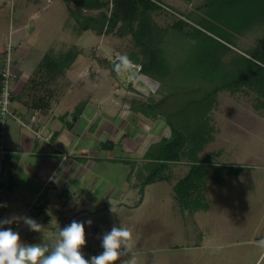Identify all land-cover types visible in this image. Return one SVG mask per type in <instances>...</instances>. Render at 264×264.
<instances>
[{
    "label": "trees",
    "instance_id": "obj_1",
    "mask_svg": "<svg viewBox=\"0 0 264 264\" xmlns=\"http://www.w3.org/2000/svg\"><path fill=\"white\" fill-rule=\"evenodd\" d=\"M64 1L79 35L92 31L130 37L134 48L125 54V61L160 85V91L153 92L159 98L151 95L142 102L132 101L131 106L153 121L165 119L170 129L167 137L148 149L144 160L133 162V172H139L141 184L170 182L172 167L185 163L189 171L173 185L175 198L193 212L206 208L203 203L211 179L223 181V171L238 175L246 169L216 164L219 152L201 155L215 139L212 113L219 104V94L253 93L256 108L264 112V0H206L198 8L201 15H182L166 27L157 23L155 15L175 17L176 12L160 0ZM254 30L261 32L258 45L238 51V39ZM77 56L48 51L28 82L16 86L12 98L18 96L33 109H50L66 91L68 85L61 79ZM85 105L80 103L76 111ZM146 173V179L142 178Z\"/></svg>",
    "mask_w": 264,
    "mask_h": 264
},
{
    "label": "crops",
    "instance_id": "obj_2",
    "mask_svg": "<svg viewBox=\"0 0 264 264\" xmlns=\"http://www.w3.org/2000/svg\"><path fill=\"white\" fill-rule=\"evenodd\" d=\"M10 2L19 5L18 20L12 26L11 40L17 57L14 69L21 75L16 86H20L28 82L52 46L51 42L45 40L47 26L44 20L41 19L42 23L34 22L38 12L46 7L41 5L43 0ZM5 4L6 0L0 1V10H3ZM33 7H37V10L31 9ZM67 13L63 15L64 18L68 16ZM1 21L0 70L3 65L2 50L8 33ZM90 58L93 59L88 55L82 64L76 58L61 79L65 86L68 85L66 91L58 102H53L50 109L30 108L24 100L15 96L10 111L17 118H9L12 123L7 133L4 130L1 134L0 119V150L5 151L0 152V204L3 205L0 207V216L5 218L16 213L36 219L42 225L39 232L30 230L22 221L14 229L20 232L24 241L47 244L49 250L60 228L74 219L85 222L89 218L93 220L91 226L85 224L87 247L92 248L101 247L103 232L110 230L114 224L122 225L129 230V236L124 238L120 246L128 251V246L133 247L134 242L142 243L138 239L148 242L159 238L162 241L161 234L156 232L158 222L155 212L150 210L151 214L146 216L147 203L144 201L149 186L141 188L140 180L131 178L132 171L127 165L128 162L144 160L148 149L163 136L155 142H148L144 132L151 131L148 124L151 119L125 105L121 98L116 100L117 93L112 100V106L121 109L117 122L109 120L107 114L101 113L94 105L89 107L93 99L88 101L78 98L72 103H66L68 95L73 96L89 83L98 84L91 77V65L87 60ZM97 62L110 67L113 59L104 57ZM107 74L114 78L111 71ZM136 74L130 75V80L135 77L132 83L140 80L146 84L143 75ZM83 102L86 105L82 111L77 112L78 105ZM135 114L142 118L138 119ZM32 115L38 117L35 123L39 131L37 133L29 127ZM143 207L144 211L140 213ZM144 245H140V249Z\"/></svg>",
    "mask_w": 264,
    "mask_h": 264
},
{
    "label": "rangeland",
    "instance_id": "obj_3",
    "mask_svg": "<svg viewBox=\"0 0 264 264\" xmlns=\"http://www.w3.org/2000/svg\"><path fill=\"white\" fill-rule=\"evenodd\" d=\"M160 2L176 12L175 17L164 13L155 15L157 23L166 27L182 15H201L198 8L206 0ZM41 5L46 7L38 12L34 22L42 23L41 19L44 20V25L47 26L45 40L51 42V51L78 53L79 64L85 62L88 55L93 58L87 60L91 65V77L98 84L89 83L73 96L68 95L66 103H72L78 98L88 101L93 99L89 107L94 105L101 113L107 114L109 120L117 122L121 109L112 106L116 93V100L121 98L129 107L134 100L142 102L151 95L159 98L158 94L153 93L160 91L159 83L142 76L138 66L125 61V54L134 48L130 37L119 38L113 33L99 35L91 31L79 35L69 13L66 18L63 17L68 11L64 0H43ZM18 8L19 5L6 0L3 10H0L2 27L8 30L5 45L13 39L12 26L18 20ZM36 8L31 9L37 10ZM92 13L98 14L99 11ZM260 33L254 30L242 36L237 41V50L241 52L257 46ZM104 57L113 59L110 67L97 62ZM109 70L114 78L107 74ZM135 73L136 76H142L146 84L140 80L130 83V75ZM118 75L120 81L117 79ZM84 76L87 78L88 74L85 72ZM106 78L109 79L103 81ZM115 81L117 84H114ZM255 97V94L247 91L236 96H231L228 91L219 94V104L212 113L216 128L215 139L201 154L207 156L219 152L216 164L247 168L238 175L223 171V181L219 178L211 179L205 203L200 202L207 207L193 212L189 206L177 201L173 189L178 179L189 171V165L181 163L173 166L170 182L164 180L157 185H148L144 201L147 203L146 216H149L150 210L157 216L156 232L161 234L162 241L159 238H155L159 241L151 239L148 242L138 239L142 243L136 241L133 247L128 246L129 252L124 249L123 260L116 264H264V112L256 108ZM135 115L138 119L142 118L139 114ZM11 123L12 120L4 119L1 125L3 131L7 133ZM148 124L151 131L144 132L148 142H155L170 134L168 123L163 118L150 120ZM156 130L158 131L153 133ZM128 164L133 175L131 178L139 180V172H133L135 164ZM212 171L218 173L217 169ZM148 175L146 173L142 178L146 179ZM140 186L145 187L143 184ZM143 211L144 207L140 213ZM141 235L143 233L139 236ZM143 243L146 245L140 249Z\"/></svg>",
    "mask_w": 264,
    "mask_h": 264
},
{
    "label": "clouds",
    "instance_id": "obj_4",
    "mask_svg": "<svg viewBox=\"0 0 264 264\" xmlns=\"http://www.w3.org/2000/svg\"><path fill=\"white\" fill-rule=\"evenodd\" d=\"M134 78V77H133ZM132 78V79H133ZM3 205L0 204V207ZM22 221L30 230L39 232L42 225L29 215L13 213L0 218V264H116L120 256V245L129 236V230L114 224L101 236L102 251L85 256L87 247L85 224L91 226L93 220H72L60 228L51 250L44 243H30L21 238L12 225Z\"/></svg>",
    "mask_w": 264,
    "mask_h": 264
},
{
    "label": "built area",
    "instance_id": "obj_5",
    "mask_svg": "<svg viewBox=\"0 0 264 264\" xmlns=\"http://www.w3.org/2000/svg\"><path fill=\"white\" fill-rule=\"evenodd\" d=\"M3 55V65L0 70V118L3 120L6 118H17L16 115H14L10 111V105L12 103V94L16 88V84L21 79V75L19 72H17L14 67L16 65L17 57L16 52L14 50L13 41L9 40L7 45L4 46V49L2 50ZM38 117L36 115L31 116L29 127L36 130V133L38 131V127H35V123H37ZM1 134H3V131L1 130ZM0 152L5 153V151L0 150ZM0 218H2L0 216ZM20 225V222L18 224L12 225L13 227H18ZM103 249L99 250H89L84 249L85 256L95 255L101 252ZM125 254L124 248L120 246V256H123ZM119 256V257H120Z\"/></svg>",
    "mask_w": 264,
    "mask_h": 264
},
{
    "label": "bare ground",
    "instance_id": "obj_6",
    "mask_svg": "<svg viewBox=\"0 0 264 264\" xmlns=\"http://www.w3.org/2000/svg\"><path fill=\"white\" fill-rule=\"evenodd\" d=\"M3 56V55H2ZM12 97H13V94H12ZM1 119V121H2V123H3V119L2 118H0ZM7 119H9V118H6V120ZM2 125V124H1ZM1 130L3 131V129H2V126H1ZM3 133H4V131H3Z\"/></svg>",
    "mask_w": 264,
    "mask_h": 264
},
{
    "label": "water",
    "instance_id": "obj_7",
    "mask_svg": "<svg viewBox=\"0 0 264 264\" xmlns=\"http://www.w3.org/2000/svg\"><path fill=\"white\" fill-rule=\"evenodd\" d=\"M118 65V64H117Z\"/></svg>",
    "mask_w": 264,
    "mask_h": 264
}]
</instances>
